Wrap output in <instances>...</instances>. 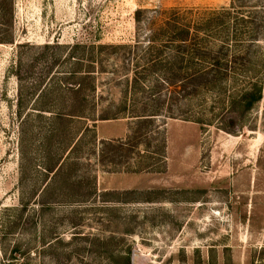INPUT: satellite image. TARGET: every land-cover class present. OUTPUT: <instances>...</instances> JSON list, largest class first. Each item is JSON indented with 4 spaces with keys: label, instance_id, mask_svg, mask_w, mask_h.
Returning <instances> with one entry per match:
<instances>
[{
    "label": "rangeland",
    "instance_id": "rangeland-1",
    "mask_svg": "<svg viewBox=\"0 0 264 264\" xmlns=\"http://www.w3.org/2000/svg\"><path fill=\"white\" fill-rule=\"evenodd\" d=\"M234 3L260 25L242 71L197 93H140L139 108L182 115L165 124L112 119L137 68L112 46L136 45L137 10ZM139 130L146 141L121 148ZM127 252L132 264H264V0H0V264H122Z\"/></svg>",
    "mask_w": 264,
    "mask_h": 264
},
{
    "label": "trees",
    "instance_id": "trees-1",
    "mask_svg": "<svg viewBox=\"0 0 264 264\" xmlns=\"http://www.w3.org/2000/svg\"><path fill=\"white\" fill-rule=\"evenodd\" d=\"M241 5L234 3L218 11L159 10L151 16L148 10H137L136 45L112 46L114 50H128V55L134 54L137 60L135 75L131 82L128 80L120 103L124 108L111 115L112 119L130 118L142 128L163 116L165 124L166 120L182 115L162 108H139L138 105L145 101L140 93L159 94L160 97L164 91L172 93L174 89L197 93L203 85L214 87L242 71L239 67L247 65L244 51L260 38V25L257 13L243 12L245 6ZM261 95L262 89L257 86L243 90L244 110H251L261 100ZM145 137L146 134L139 130L119 144L121 148L134 150L140 142L146 141ZM122 264H132L130 252L122 256Z\"/></svg>",
    "mask_w": 264,
    "mask_h": 264
}]
</instances>
